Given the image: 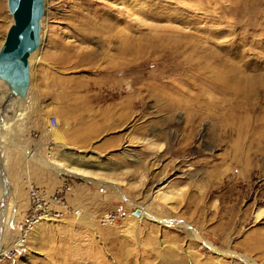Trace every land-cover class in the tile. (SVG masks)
Masks as SVG:
<instances>
[{
	"label": "rangeland",
	"instance_id": "rangeland-1",
	"mask_svg": "<svg viewBox=\"0 0 264 264\" xmlns=\"http://www.w3.org/2000/svg\"><path fill=\"white\" fill-rule=\"evenodd\" d=\"M10 21L0 0V45ZM36 52L0 130V264H264V0H44ZM105 137L118 147L99 153ZM62 178L102 205L69 204L1 254L28 184Z\"/></svg>",
	"mask_w": 264,
	"mask_h": 264
},
{
	"label": "water",
	"instance_id": "water-1",
	"mask_svg": "<svg viewBox=\"0 0 264 264\" xmlns=\"http://www.w3.org/2000/svg\"><path fill=\"white\" fill-rule=\"evenodd\" d=\"M5 6L11 21L0 45V129L26 107L31 67L28 58L40 44L44 0H5ZM132 213L138 215L139 210Z\"/></svg>",
	"mask_w": 264,
	"mask_h": 264
},
{
	"label": "built area",
	"instance_id": "built-area-1",
	"mask_svg": "<svg viewBox=\"0 0 264 264\" xmlns=\"http://www.w3.org/2000/svg\"><path fill=\"white\" fill-rule=\"evenodd\" d=\"M50 125H56V120L53 117L50 119ZM70 185L69 180L62 178L60 184L51 192H48L43 187L29 183L26 188L25 209L17 223L12 224L11 227L8 225L10 227L8 245L6 252L1 254L14 256L16 253L21 252L32 227L43 220L49 221L61 218L63 211L67 209L65 196L71 189ZM115 217V214L110 213L102 218L104 222H113ZM103 220L101 219V222Z\"/></svg>",
	"mask_w": 264,
	"mask_h": 264
},
{
	"label": "bare ground",
	"instance_id": "bare-ground-1",
	"mask_svg": "<svg viewBox=\"0 0 264 264\" xmlns=\"http://www.w3.org/2000/svg\"><path fill=\"white\" fill-rule=\"evenodd\" d=\"M40 51V50H39ZM37 56V52L31 54L28 58V61H29V64L31 65L32 62H34V59L36 58ZM21 113V111H19ZM18 112V113H19ZM23 113V112H22ZM21 116V114H20ZM10 123V122H9ZM8 125V124H7ZM2 126V124H1ZM3 129V128H2ZM7 129V128H5ZM1 130V129H0ZM7 131V130H6ZM1 133V132H0ZM6 133V132H5ZM3 137V136H2ZM3 139V138H2ZM10 140V139H9ZM1 143V142H0ZM1 151V150H0ZM2 153V152H1ZM29 156H32V153L28 154ZM1 157V156H0ZM33 159H36V161L40 160L41 163L48 167V168H51L53 170H55L56 172L58 173H66V174H70V175H73V176H79V177H83V178H86L87 180L89 181H93V180H98V174L99 172L97 171H90V170H87L84 168V166L82 167L81 165L78 166V165H74L73 162H69V164L67 163H64V162H60V161H49V160H46V159H41V158H38L37 156L36 157H33ZM105 181L109 182V183H115L114 179L109 177V180L106 179ZM159 191V190H158ZM179 192V191H178ZM179 193H175V192H170L169 190L168 191H161V192H157L156 195H160L159 197H164V198H169L171 199L170 197L174 196V195H178ZM5 199V198H4ZM4 199L2 200V202L4 201ZM6 202V200H5ZM6 204V203H5ZM5 206V205H4ZM141 211L139 210V213ZM0 216L3 217V214L0 213ZM41 222V221H40ZM161 222V221H160ZM39 224V223H38ZM37 225V224H36ZM198 236L196 235V238ZM199 238V237H198Z\"/></svg>",
	"mask_w": 264,
	"mask_h": 264
},
{
	"label": "crops",
	"instance_id": "crops-1",
	"mask_svg": "<svg viewBox=\"0 0 264 264\" xmlns=\"http://www.w3.org/2000/svg\"><path fill=\"white\" fill-rule=\"evenodd\" d=\"M117 147H118L117 139L112 138V137H105L96 143L95 149L99 151L100 153L105 150H108L111 152ZM72 150L75 152L78 151V149H73V148ZM109 158H111V156ZM89 164L91 166H94V164L92 163H89ZM96 167H99V166H96ZM96 193L98 196H100L99 191H96ZM97 195L91 192V190L87 188V186L86 187L85 186H74V188H72V191L65 196V201H66L67 206L75 202H77L78 204H81L82 206L95 205V204L102 205V201H98L99 197Z\"/></svg>",
	"mask_w": 264,
	"mask_h": 264
}]
</instances>
